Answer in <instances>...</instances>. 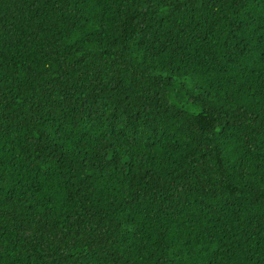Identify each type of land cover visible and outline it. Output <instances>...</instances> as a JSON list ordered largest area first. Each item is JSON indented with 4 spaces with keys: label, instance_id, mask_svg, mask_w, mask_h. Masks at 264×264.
<instances>
[{
    "label": "trees",
    "instance_id": "obj_1",
    "mask_svg": "<svg viewBox=\"0 0 264 264\" xmlns=\"http://www.w3.org/2000/svg\"><path fill=\"white\" fill-rule=\"evenodd\" d=\"M0 264H264V0H0Z\"/></svg>",
    "mask_w": 264,
    "mask_h": 264
}]
</instances>
